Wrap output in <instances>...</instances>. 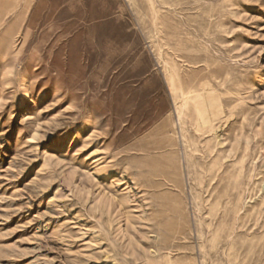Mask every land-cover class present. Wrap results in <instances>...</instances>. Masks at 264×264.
I'll use <instances>...</instances> for the list:
<instances>
[{"label":"rangeland","instance_id":"rangeland-1","mask_svg":"<svg viewBox=\"0 0 264 264\" xmlns=\"http://www.w3.org/2000/svg\"><path fill=\"white\" fill-rule=\"evenodd\" d=\"M5 7L0 264H264V0Z\"/></svg>","mask_w":264,"mask_h":264},{"label":"bare ground","instance_id":"bare-ground-1","mask_svg":"<svg viewBox=\"0 0 264 264\" xmlns=\"http://www.w3.org/2000/svg\"><path fill=\"white\" fill-rule=\"evenodd\" d=\"M6 2V1H4ZM7 4V3H6ZM5 5V4H4ZM10 5V4H9ZM8 6V5H7ZM10 11V8L9 7H5L4 10H0V25H2L3 23V20H4V16L9 13ZM17 33V32H16ZM15 33V34H16ZM23 40L25 38H22ZM15 40H14V34L9 33L7 32L6 36H3L1 38V41H0V47H1V50L4 54H9L11 51H10V46H11V43H13ZM24 42V41H23ZM169 65V64H168ZM166 66V65H165ZM167 68H169L167 66ZM177 74L174 73L172 70H168L167 71V82L169 84V89H170V92L171 93V97H172V100H173V104L174 105L173 107L175 108L176 112L180 111L184 106H186L189 102H192L194 105L193 107L195 109L193 110H196V114H197V118L194 117V120L197 119V123L198 125L202 126V127H208V128H212V123L213 120L215 118H217L220 114V110L218 108V104H217V97L213 96L212 94H210V92L207 90L205 91L204 93H194L193 91L189 90V91H185L183 90V87H181L182 85L180 84V81L177 79ZM202 84V83H201ZM205 85V84H204ZM201 86V85H199ZM203 87V86H202ZM168 89V91H169ZM187 89V88H186ZM195 90V88H194ZM203 90V89H202ZM196 91L198 92V90L196 89ZM195 91V92H196ZM200 92V91H199ZM203 92V91H202ZM217 94V93H216ZM220 104V103H219ZM190 106V105H189ZM220 106V105H219ZM186 109L185 110H189L187 108V106L185 107ZM191 108V107H190ZM184 110V108L182 109ZM192 110V111H193ZM177 112V113H178ZM182 112V111H181ZM189 112V111H188ZM179 114V113H178ZM195 114V115H196ZM180 115V114H179ZM182 115V113H181ZM187 115V114H186ZM194 115V114H193ZM194 115V116H195ZM184 116V114H183ZM188 116H190L188 114ZM182 117V116H180ZM179 117V118H180ZM31 118V115H30V112L29 110L27 109L23 114H22V117H21V120H20V123H25L27 122L29 119ZM178 118V119H179ZM193 118V117H192ZM219 118V117H218ZM191 119V118H190ZM193 120V119H192ZM193 120V121H194ZM182 121V120H181ZM192 121V122H193ZM180 122V120H179ZM184 122V121H182ZM196 124V121L194 122ZM194 124V125H195ZM184 126V125H182ZM192 126V125H191ZM197 126V125H195ZM199 126H197L198 128ZM200 128V127H199ZM214 128V127H213ZM195 129V128H194ZM204 129V128H203ZM202 129V130H203ZM215 129V128H214ZM197 130V129H196ZM207 130V129H206ZM213 130V129H211ZM205 131V130H204ZM210 131V129H209ZM202 132V131H201ZM212 132V131H211ZM188 146V145H186ZM224 176V175H223Z\"/></svg>","mask_w":264,"mask_h":264}]
</instances>
